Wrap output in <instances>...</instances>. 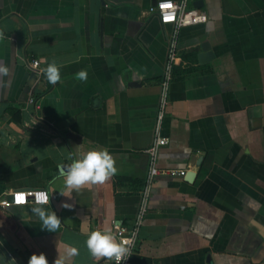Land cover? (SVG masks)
Masks as SVG:
<instances>
[{
  "label": "crops",
  "instance_id": "0c3cea01",
  "mask_svg": "<svg viewBox=\"0 0 264 264\" xmlns=\"http://www.w3.org/2000/svg\"><path fill=\"white\" fill-rule=\"evenodd\" d=\"M160 1L0 0V65L10 68L0 74L5 261L28 264L43 252L49 264H111L86 241L94 230L113 231L116 220L133 226L147 186L173 33L153 10ZM187 7L208 21L179 32L162 130L169 143L131 264H264V0ZM205 44L214 57L201 63ZM52 61L60 67L55 84L44 72ZM100 148L117 172L66 188L61 169ZM33 189L46 190L49 202L34 203ZM41 205L61 218L55 231L31 211Z\"/></svg>",
  "mask_w": 264,
  "mask_h": 264
},
{
  "label": "clouds",
  "instance_id": "9594fccd",
  "mask_svg": "<svg viewBox=\"0 0 264 264\" xmlns=\"http://www.w3.org/2000/svg\"><path fill=\"white\" fill-rule=\"evenodd\" d=\"M2 36L3 33H0V38ZM44 72L49 82L53 84L61 79L60 67L55 61L50 62ZM9 73L10 68L7 65H0V74L7 76ZM78 76L81 79H86L87 70H80ZM116 172L115 160L106 148L90 150L84 155L78 156L66 169H61V175L65 177L64 184L66 188L75 190H79L82 186L89 183H103ZM17 199H22V197H17ZM46 199V197H42V200ZM63 206L69 207V204L64 202ZM31 211L41 220L42 228L55 231L59 227L61 218L54 210L48 211L41 205L33 207ZM119 223V220L115 221L116 225H119ZM86 244L93 256L114 258L117 264H121L122 261L130 256L132 240L129 238L118 241L112 229H105L92 231L87 238ZM76 251L75 248L72 249L73 253ZM2 258L3 255H0V264H11L10 261H5ZM28 264H49V261L45 253H33L28 259ZM54 264H64V261L62 258H56Z\"/></svg>",
  "mask_w": 264,
  "mask_h": 264
},
{
  "label": "built area",
  "instance_id": "2783aa9c",
  "mask_svg": "<svg viewBox=\"0 0 264 264\" xmlns=\"http://www.w3.org/2000/svg\"><path fill=\"white\" fill-rule=\"evenodd\" d=\"M153 10L159 15L160 21L165 25L173 26V33L169 41L167 62L165 66L164 78L162 80V93H161V104L159 107V112L155 122L154 137L151 145L147 148L146 153L149 156V167L147 175V186L143 192L142 200L138 208L136 215V220L133 226H126L122 223L116 225L114 222L113 233L118 241H123L125 239L131 238L132 247L130 256L121 262V264H131V257L134 254L138 242L140 229L144 223V219L147 213V200L150 195V190L152 183L154 182L156 176L161 173L158 168V157L162 147L169 143L168 137L163 135V122L166 111V105L168 103V91L170 83L173 79V70L178 61V36L180 29L187 26L203 24L208 21L207 13L199 8H188L187 0L172 1L163 0L157 3ZM40 61L33 60L32 67L39 75L43 76L40 71ZM35 95L29 100L30 103L36 104ZM180 175L185 176L186 170H181L178 172ZM28 197L36 204H46L49 202V195L46 190L43 189H33L27 192ZM42 197H46V200H42ZM3 207L9 206L8 202L2 204ZM111 264H117L114 258H111Z\"/></svg>",
  "mask_w": 264,
  "mask_h": 264
},
{
  "label": "water",
  "instance_id": "95a60500",
  "mask_svg": "<svg viewBox=\"0 0 264 264\" xmlns=\"http://www.w3.org/2000/svg\"><path fill=\"white\" fill-rule=\"evenodd\" d=\"M214 57V53L212 52L210 45L209 44H205L203 46V53L199 55L200 61L201 63H206L207 61H209L211 58ZM188 179H192L194 177L193 173H189L187 175Z\"/></svg>",
  "mask_w": 264,
  "mask_h": 264
},
{
  "label": "trees",
  "instance_id": "16d2710c",
  "mask_svg": "<svg viewBox=\"0 0 264 264\" xmlns=\"http://www.w3.org/2000/svg\"><path fill=\"white\" fill-rule=\"evenodd\" d=\"M10 113H12L13 115L17 114V112L13 109H10Z\"/></svg>",
  "mask_w": 264,
  "mask_h": 264
}]
</instances>
